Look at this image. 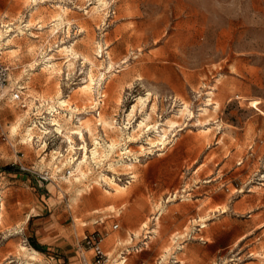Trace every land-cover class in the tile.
<instances>
[{
    "label": "rangeland",
    "instance_id": "374dc122",
    "mask_svg": "<svg viewBox=\"0 0 264 264\" xmlns=\"http://www.w3.org/2000/svg\"><path fill=\"white\" fill-rule=\"evenodd\" d=\"M107 2L0 0V264H264V0Z\"/></svg>",
    "mask_w": 264,
    "mask_h": 264
},
{
    "label": "built area",
    "instance_id": "2783aa9c",
    "mask_svg": "<svg viewBox=\"0 0 264 264\" xmlns=\"http://www.w3.org/2000/svg\"><path fill=\"white\" fill-rule=\"evenodd\" d=\"M7 17H4L0 20V28L5 29L9 25H12L13 22H4L7 20ZM26 86L21 83V81H12L11 78V70L10 66L0 60V102L10 97L11 100L18 102L19 106L22 108H27V99L24 97V93L26 90ZM42 128H45L43 124H41ZM23 170H29L22 166ZM114 229L118 228V225L115 224ZM151 234V233H148ZM152 236H145V239H150ZM105 240V236L101 231H94L88 235H85L78 244V250L82 252V262L83 264H108L110 260V256L107 252L104 251L103 242ZM148 240H144L143 245L148 244ZM87 248L89 251H92V258H88L84 254V249ZM137 250V249H136ZM130 252V250H128ZM122 255H126L125 252H122ZM121 260V264L126 262V258L123 256ZM172 260L168 262V264H178V260L175 258H171ZM163 262H159L160 264Z\"/></svg>",
    "mask_w": 264,
    "mask_h": 264
},
{
    "label": "bare ground",
    "instance_id": "6f19581e",
    "mask_svg": "<svg viewBox=\"0 0 264 264\" xmlns=\"http://www.w3.org/2000/svg\"><path fill=\"white\" fill-rule=\"evenodd\" d=\"M34 1H36V0H34ZM100 1V3H101V5H100V7L101 8H107V6H108V2H107V0H99ZM100 7H97V8H95L96 10L98 9V8H100ZM36 11V10H35ZM56 18V17H55ZM58 20L59 21H64V14H59L58 15ZM58 20H56V21H58ZM31 25V23H30V20H28V22L26 23V26H30ZM9 29V28H8ZM18 29V28H17ZM9 32H11V31H9ZM4 30L2 29L1 30V28H0V39H2L3 38V36H4ZM8 36V35H7ZM4 40V39H3ZM11 40V39H10ZM1 41V40H0ZM2 42V41H1ZM11 42V41H10ZM14 49V48H13ZM61 52H63L67 57H69V56H71V55H73V54H75V49H74V46H65V47H63V48H61ZM62 54V53H61ZM78 56V55H77ZM52 64H53V61H52ZM89 77H90V83H88V84H86L84 87H83V89L85 90V92H87V91H92L93 92V87H92V82H93V79L91 78V76L90 75H88ZM140 100L142 101L143 100V98L141 97L140 98ZM211 101H213V100H211ZM63 103L65 102V101H62ZM67 102V101H66ZM42 104L43 105H46V102H45V100H42ZM48 104H49V102H48ZM214 103H209V104H206L205 105V107L203 108V112H202V114L203 115H205V114H209L210 112H211V110H210V106H212ZM188 109V105L186 104L185 105V109H183V110H181V114H184L185 113V111ZM215 110H217L216 108H215ZM54 112V111H53ZM150 114L147 116V119H150ZM53 121V120H52ZM176 122L177 121H175V120H173V119H168L167 120V122H166V126L165 127H163V129H162V133H160L161 135H160V138H157L156 139V141L157 142H160V143H164V139H167V134H168V131H169V128H172V127H174L175 126V124H176ZM52 123L50 122V126H52L51 125ZM101 124H103V126L106 128V127H108L109 126V122L108 121H103ZM146 124V122L143 120V121H141V123L139 124V127H142L143 125H145ZM36 126V125H35ZM52 127H55V126H52ZM15 130V129H14ZM31 131L33 130V128H31L30 129ZM55 130H56V127H55ZM137 130V129H136ZM89 131L91 132V134L93 133V130H92V128L90 127L89 128ZM47 132H49V130H46L45 131V133H47ZM136 132V131H135ZM42 134H41V137H45V135H44V133L43 132H41ZM28 139L29 140H33V135H32V133L31 132H29V134H28ZM153 140V139H152ZM46 142V141H45ZM152 143H154V141H152ZM95 144L96 145H98L99 144V141H97V139L95 138ZM110 148L111 149H115V144H110ZM96 153H97V151H94L93 152V155L94 156H96ZM72 160V159H71ZM83 162V161H82ZM81 162V163H82ZM84 162H86V161H84ZM89 163V162H88ZM86 164V163H85ZM112 164H114V163H112ZM82 164H80L79 166H81ZM89 165V164H88ZM78 166V167H79ZM84 166V165H83ZM86 167V166H85ZM88 167V166H87ZM124 167V166H123ZM126 167H128L129 169H132L133 168V164L132 163H129V164H126ZM80 170H82V169H80ZM72 172H74V168H73V170H70V173L72 174ZM84 172V171H83ZM77 180V179H76ZM75 180V181H76ZM68 187H69V185H68ZM71 187V186H70ZM75 187H76V189H78L77 187V185H75ZM83 190V189H82ZM85 190V189H84ZM120 190V189H119ZM78 192L80 193L79 195H82L83 193H82V191L79 189L78 190ZM91 192V191H90ZM122 192V191H121ZM111 208H112V206H111ZM96 211H98V210H96ZM164 211V209H162V212ZM161 212V213H162ZM0 220H1V218H0ZM156 232V231H155ZM103 245H104V242H103ZM22 248V247H21ZM108 253V252H107ZM109 254V253H108ZM35 255V254H34ZM37 255V254H36ZM110 255V254H109ZM25 264H31V262L30 261H27Z\"/></svg>",
    "mask_w": 264,
    "mask_h": 264
},
{
    "label": "crops",
    "instance_id": "0c3cea01",
    "mask_svg": "<svg viewBox=\"0 0 264 264\" xmlns=\"http://www.w3.org/2000/svg\"><path fill=\"white\" fill-rule=\"evenodd\" d=\"M4 17H6V15H4L3 18H4ZM3 18H2V19H3ZM27 22H28V20H27ZM27 22H26V23H27ZM26 23H25V24H22V28H23V27H28V26H26ZM8 27H9V26H8ZM19 29H21V28H19ZM3 30H4V32L6 31L5 29H3ZM10 30L13 31V29H10ZM12 31H11V32H12ZM17 31H18V30H17ZM8 98H9L10 101H13V100H11L10 97H8ZM14 102H15V101H14ZM154 232H155V230H154ZM108 236H109V235H108ZM108 236H107V237H108ZM107 237H106V238H107ZM106 238H105V240H106ZM105 240H104V246H106ZM32 251H33L35 254H37V255H40V252H41V251L39 252L38 250H34V249H32ZM41 253H42V252H41ZM108 253H109L110 255H112L110 252H108ZM124 257H125V256H124ZM125 258H126V257H125ZM126 261H127V258H126ZM119 264H121V261L119 262ZM122 264H125V263H122Z\"/></svg>",
    "mask_w": 264,
    "mask_h": 264
},
{
    "label": "trees",
    "instance_id": "16d2710c",
    "mask_svg": "<svg viewBox=\"0 0 264 264\" xmlns=\"http://www.w3.org/2000/svg\"><path fill=\"white\" fill-rule=\"evenodd\" d=\"M31 245H32L35 249H37L38 251L43 252L42 247L40 246V244H39L34 238L31 239Z\"/></svg>",
    "mask_w": 264,
    "mask_h": 264
}]
</instances>
